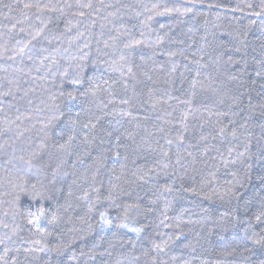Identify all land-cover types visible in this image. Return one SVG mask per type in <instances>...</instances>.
<instances>
[{"label": "trees", "instance_id": "1", "mask_svg": "<svg viewBox=\"0 0 264 264\" xmlns=\"http://www.w3.org/2000/svg\"><path fill=\"white\" fill-rule=\"evenodd\" d=\"M0 264H264V0H0Z\"/></svg>", "mask_w": 264, "mask_h": 264}, {"label": "snow or ice", "instance_id": "2", "mask_svg": "<svg viewBox=\"0 0 264 264\" xmlns=\"http://www.w3.org/2000/svg\"><path fill=\"white\" fill-rule=\"evenodd\" d=\"M257 244H260L261 243V241H255Z\"/></svg>", "mask_w": 264, "mask_h": 264}]
</instances>
